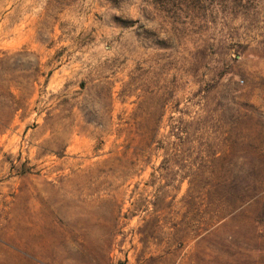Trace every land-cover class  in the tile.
I'll return each instance as SVG.
<instances>
[{
  "label": "rangeland",
  "instance_id": "374dc122",
  "mask_svg": "<svg viewBox=\"0 0 264 264\" xmlns=\"http://www.w3.org/2000/svg\"><path fill=\"white\" fill-rule=\"evenodd\" d=\"M0 264H264V0H0Z\"/></svg>",
  "mask_w": 264,
  "mask_h": 264
}]
</instances>
